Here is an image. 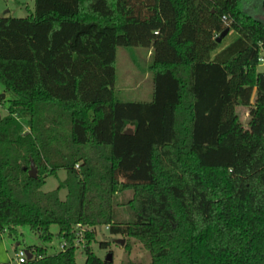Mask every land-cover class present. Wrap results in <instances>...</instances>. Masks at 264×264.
<instances>
[{
  "label": "trees",
  "instance_id": "trees-1",
  "mask_svg": "<svg viewBox=\"0 0 264 264\" xmlns=\"http://www.w3.org/2000/svg\"><path fill=\"white\" fill-rule=\"evenodd\" d=\"M246 3L35 0L32 16L0 17V86L12 96L0 232L29 226L49 242L58 225L67 248L51 264H78V226L102 225L140 240L151 264H264V21ZM227 28L239 36L213 57ZM118 47L152 51L151 101L116 96ZM239 108L261 122L245 129ZM60 169L66 179L43 191ZM120 189L135 191L126 225ZM28 251L37 264L46 249ZM85 251V264H114Z\"/></svg>",
  "mask_w": 264,
  "mask_h": 264
},
{
  "label": "rangeland",
  "instance_id": "rangeland-1",
  "mask_svg": "<svg viewBox=\"0 0 264 264\" xmlns=\"http://www.w3.org/2000/svg\"><path fill=\"white\" fill-rule=\"evenodd\" d=\"M260 0H248L245 10L248 14L264 21V8L260 6ZM35 0H0V17L11 16L15 18H26L34 15ZM239 34L235 29H230L228 35L218 43L215 52H219L223 47L228 46L238 38ZM152 51L143 47H118L116 82L114 91L116 96L124 102H149L153 97V74L151 65L153 63ZM258 71L264 72V67H259ZM3 87L0 86V94ZM5 94V98H0V115L8 114L10 106V94ZM260 98L255 92L253 104ZM243 127L253 129L261 122V114L257 118H252L248 108H239ZM25 130H29L25 123ZM31 169V168H30ZM67 172L60 169L57 175L49 176L42 190L45 192L53 191L58 188L61 181L65 180ZM66 189L60 190V196L65 199ZM133 189H120L115 197L114 211L115 221L121 224L131 223L134 218L128 203L134 198ZM89 230L92 235L90 239L86 238V231ZM50 231L53 234L51 241H43L29 226L18 228V232L10 233L8 230L0 233V264H18L16 248L23 249L31 246L42 247L46 249L45 255L37 264H51L56 261L58 256H63L66 252L65 240L60 236V227L56 224L51 225ZM81 235L75 239V260L78 264H85L87 254L85 246L90 245L91 250L103 260L112 254L114 264H151L152 255L144 244L134 238L124 235L112 234L106 225L96 227H81L77 233ZM124 242L123 244L121 242ZM105 243V247H102ZM65 246V247H64ZM56 264H58L56 262Z\"/></svg>",
  "mask_w": 264,
  "mask_h": 264
},
{
  "label": "built area",
  "instance_id": "built-area-1",
  "mask_svg": "<svg viewBox=\"0 0 264 264\" xmlns=\"http://www.w3.org/2000/svg\"><path fill=\"white\" fill-rule=\"evenodd\" d=\"M226 19V18H225ZM259 64H260V67H264V51L261 50V53H260V56H259ZM78 167V166H77ZM81 227L78 226L77 228V231L80 229ZM1 233V232H0ZM81 233L78 232L77 233V236H80ZM65 247V246H64ZM28 250L27 249H23L20 247H17L16 248V255H17V258H18V264H27L30 260L34 259L35 258V255L32 254V258L29 259L28 258ZM38 259H41V257H38Z\"/></svg>",
  "mask_w": 264,
  "mask_h": 264
},
{
  "label": "water",
  "instance_id": "water-1",
  "mask_svg": "<svg viewBox=\"0 0 264 264\" xmlns=\"http://www.w3.org/2000/svg\"><path fill=\"white\" fill-rule=\"evenodd\" d=\"M229 31H230V29L227 28V29H225L223 32H221V33L219 34V36H217L216 41H217L218 43H220V42H221V41H222V40L228 35ZM0 98H5V94H4V93L0 94ZM127 133H128V134H132V131H129V132H127ZM29 175H30L32 178H36V177H37V169L35 168V165H34L33 163H32V165H31V169H30V171H29ZM121 243L123 244L124 242L122 241ZM28 258L31 259V258H32V254L28 253ZM106 261H108V262H113V255L110 254V255L106 258Z\"/></svg>",
  "mask_w": 264,
  "mask_h": 264
},
{
  "label": "crops",
  "instance_id": "crops-1",
  "mask_svg": "<svg viewBox=\"0 0 264 264\" xmlns=\"http://www.w3.org/2000/svg\"><path fill=\"white\" fill-rule=\"evenodd\" d=\"M223 48H225V47H223ZM223 48H222V49H223ZM222 49H221V50H222ZM221 50H220V51H221ZM220 51H219V52H220ZM219 52H214L212 56L214 57V56H215L217 53H219ZM28 252H29L30 254H32L31 251H28Z\"/></svg>",
  "mask_w": 264,
  "mask_h": 264
}]
</instances>
